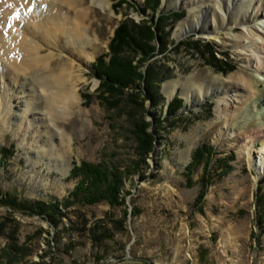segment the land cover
<instances>
[{
	"label": "rangeland",
	"instance_id": "rangeland-1",
	"mask_svg": "<svg viewBox=\"0 0 264 264\" xmlns=\"http://www.w3.org/2000/svg\"><path fill=\"white\" fill-rule=\"evenodd\" d=\"M77 1L81 4L78 8L87 12L85 22L92 37L90 63L76 61L86 80L79 82L81 98L73 106L72 114L57 119V129L53 122L49 123L54 135L52 155L66 161L69 169L63 172L59 163H50L48 159L37 161L34 152L37 135L32 128L23 135L24 123L22 130H14L16 108L12 105L16 104H11L1 121L5 127L0 126V189L18 199H52L63 203L81 180L80 176H72V170L86 161L122 172L121 197L125 205L76 202L66 210L62 208L64 215L56 225L47 217L16 211L8 203L0 202V264H264V218L260 220L257 202L261 185L264 192V170L259 173L255 169L260 157L243 148L258 126L257 119L240 118L237 133L223 139L222 129L234 124L242 112L220 118L216 112V93L195 103L182 95V85L173 97L164 92L165 82L171 79L183 83L188 79L206 82L215 75L226 79L232 74L255 76V71L246 65L249 60L245 54L233 42L207 39L201 32L177 36V28L189 16L187 6L170 8L160 0L155 11L149 7L143 10L145 0H127L129 3L119 7H116L118 0H109V8L93 0ZM130 3L142 7L136 9ZM36 5L32 4L30 13ZM174 12L182 16L163 20L159 33H163L164 39L153 41L156 52L147 62L140 64L144 54L137 48L127 53L143 73L146 74L149 65L153 66L151 79L159 96L144 97L147 82L143 79L131 83L125 94H105L95 65L101 55L108 59L116 29L126 20L138 23ZM9 18L10 15L6 21L13 26L14 33L27 34L30 28L27 16ZM46 40L40 39L44 54L55 49ZM60 45L62 48L55 50L62 55L54 54L52 62L56 70L68 59V53H76L64 36ZM129 93H139V102L128 97ZM176 98L182 104L177 114L171 116L168 109ZM247 105L253 108L252 102L239 107L244 109ZM143 119L150 122L148 131H155L157 137L146 161L138 153L135 132L137 123L141 124ZM13 144L15 152L4 162L2 149ZM202 145H212L215 154L209 171L212 182L204 199L199 201L206 170L203 165H196L189 182L186 167ZM187 149L189 157L185 158ZM228 157L232 158L231 169L218 174L223 170L218 161ZM10 198L0 196V201ZM113 220L119 224L114 226ZM99 223L106 224L113 234L102 243L94 242L90 234ZM15 247L19 256L14 254ZM15 258L20 260L9 263Z\"/></svg>",
	"mask_w": 264,
	"mask_h": 264
},
{
	"label": "bare ground",
	"instance_id": "bare-ground-1",
	"mask_svg": "<svg viewBox=\"0 0 264 264\" xmlns=\"http://www.w3.org/2000/svg\"><path fill=\"white\" fill-rule=\"evenodd\" d=\"M93 1L104 8L110 7L109 0ZM33 3L37 5L30 13ZM164 3L170 8H189V16L177 28V36L201 32L207 39L233 42L249 60L246 65L255 71V76L232 74L226 79L215 75L206 82L188 79L183 83L171 79L165 82L164 92L173 97L182 85V95L188 102L195 103L216 93V112L220 118L242 112L234 124L222 129L223 139L237 133L240 118L257 119L258 126L248 143L244 141L243 148L249 149L250 155L255 153L260 157L255 169L261 173L264 170V0H164ZM78 4L77 0H0V126L5 127L1 121L9 105L16 104L12 105L16 108L14 130H22L24 123L25 135L32 128L37 135L34 150L37 161L48 159L50 163H59L58 168L63 172L68 171L69 165L52 155L53 127L57 129L56 120L71 115L73 106L79 103V82L86 78L76 61L90 63L92 54L89 48L92 37L85 22L87 12L79 9L81 4ZM8 15L9 20L27 16L30 22L27 34L14 33L13 26L6 21ZM39 36L46 38L49 47L56 50L62 48L61 36H64L68 46L76 48V53H68L69 60L65 59L56 70L52 62L58 51L53 49L44 54ZM61 55L58 53L57 57ZM247 102H252L256 110L248 105L244 109L239 107ZM67 142L70 144L71 140ZM189 151L184 154L185 158L189 157Z\"/></svg>",
	"mask_w": 264,
	"mask_h": 264
},
{
	"label": "trees",
	"instance_id": "trees-1",
	"mask_svg": "<svg viewBox=\"0 0 264 264\" xmlns=\"http://www.w3.org/2000/svg\"><path fill=\"white\" fill-rule=\"evenodd\" d=\"M119 3L116 7L123 5V3H129L127 0H118ZM145 10L146 7L157 10L160 4V0H145ZM132 7L136 9H141L139 5H134L130 3ZM170 15V16H169ZM182 16V13H170L164 15H155L152 19H144L140 22L128 21L123 22L115 31L114 37L112 38L109 44V53L108 59L106 55H101L97 58L95 70L96 76L102 80V88H104L105 94L114 95L115 92L119 94H125L126 89H130L129 85L137 80H145L147 82V91H144V97L151 99V97L156 94L158 97L159 94L155 90V81L151 78V70L153 66L149 65L146 70V74L140 70V65L134 64L132 58H129L127 53L131 49H136L137 51H142L143 55L140 59V64L147 62L151 54L156 52V45L153 44L154 40L162 42L164 39L163 33H159L162 28L163 20ZM223 70V69H222ZM137 87H133L136 90ZM153 92V93H152ZM133 93V91H132ZM129 93L128 97L137 103L139 93L132 94ZM142 104V103H141ZM181 99H174L171 102L168 112L169 114L176 115V111L181 107ZM144 120V119H143ZM161 123V122H160ZM159 123V124H160ZM150 126L149 121H143L137 123L136 131L137 139L139 142L138 153L142 157L143 161H146V157L153 151L155 142H156V132L148 131ZM14 144L9 148H3L1 151V157L4 162H7L8 157L11 156L15 151ZM215 148L211 145H202L198 147L193 153V161L188 164L186 167L187 178L189 182L192 181V174L195 166L203 165L206 172L202 177L203 189L198 196V200L201 201L204 199L207 192V188L212 182V177H210L209 171L212 169L210 164L214 161ZM233 156V153L232 155ZM231 157L222 159L218 161V167L223 168L220 175L223 172H227L231 169L230 161ZM72 176H80L81 180L77 186L72 191L70 197L64 200L63 203H59L52 199H38V200H27V199H18L16 196H12L9 193H2L0 189V196L2 198L11 197L9 200L3 199L0 202L7 204L9 208L13 210H22L29 214H38L50 219L53 223L58 225L59 219L64 215L62 208L65 210L72 207L76 202L82 204H96L102 201H108L111 206L115 207L118 205H125L124 199L121 197V186L123 185V176L122 172L118 168L113 170L107 168L104 164H95L91 162L83 161L81 164L76 165L72 170ZM262 186V185H261ZM260 186L258 190V205L260 208V220L264 218V192H262V187ZM67 212V211H66ZM127 209H125V216H127ZM126 220V218H124ZM113 225L116 226L119 224L117 221H112ZM107 225L99 223L96 228L92 230L91 239L94 242H104L105 240L112 238L113 234H110V229ZM105 229V230H104ZM100 232V233H98ZM98 233V234H97ZM16 251L14 254L19 256L18 248L15 247ZM20 259L10 260L9 263L19 261ZM103 259H100V261Z\"/></svg>",
	"mask_w": 264,
	"mask_h": 264
}]
</instances>
